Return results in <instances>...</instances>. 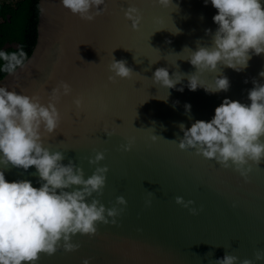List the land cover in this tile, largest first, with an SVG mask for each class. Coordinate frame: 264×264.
<instances>
[{
  "label": "water",
  "instance_id": "1",
  "mask_svg": "<svg viewBox=\"0 0 264 264\" xmlns=\"http://www.w3.org/2000/svg\"><path fill=\"white\" fill-rule=\"evenodd\" d=\"M130 7L138 8L136 29L123 10L110 16V6L101 15L105 0L90 21L72 14L60 0H39L33 50L23 67L0 79V85L30 96L55 85L42 93L43 104L61 82L70 86L55 102L63 119L61 133L43 138L42 132V146L63 153L62 163L71 160L85 178L106 166L104 187L93 197L119 213L114 224L97 222L91 236H72L75 250L65 251L61 241L53 254H38L35 264H82L86 258L90 264H215L226 253L237 257L236 264L244 259L264 264V258H255L257 252L264 257V159L249 162L245 180L231 166L177 146L183 135L179 125L211 119L224 97L249 103L253 79L264 83L259 76L264 54L251 56L239 72L218 65L214 72L196 73L205 86H212L217 75L226 76V92L190 91L187 77L195 68L186 59L190 49L211 45L216 9L203 0H171L167 7L155 0H123L124 15ZM113 58L131 68L129 78L109 79ZM158 67L167 68L170 77H182L175 88L153 83ZM82 93L84 117L72 121L66 114ZM124 145H130L127 151ZM96 152L104 158L90 164ZM4 173L8 181L29 180L39 187L34 166H9ZM118 196L125 205L116 203ZM177 196L192 204H177Z\"/></svg>",
  "mask_w": 264,
  "mask_h": 264
},
{
  "label": "clouds",
  "instance_id": "2",
  "mask_svg": "<svg viewBox=\"0 0 264 264\" xmlns=\"http://www.w3.org/2000/svg\"><path fill=\"white\" fill-rule=\"evenodd\" d=\"M155 2L167 7L171 0ZM60 3L72 14L90 21L93 10L95 14L102 11L99 6L104 0H60ZM203 3L216 9L212 20L217 27L214 32L205 30L206 34L211 32L210 46L190 49L186 60L195 72L188 75L187 88L190 91L203 88L209 94L226 92L230 86L226 76L217 75L212 86H205L196 73L214 72L218 65L239 72L247 67L251 56L264 54V0H203ZM125 16L136 29L140 20L137 9L130 7ZM26 60L27 53L22 47L13 52L0 50L3 62L0 72L13 74ZM109 71L112 73L109 79H127L133 73L125 61L114 58ZM259 76L264 77V71ZM151 79L161 87L172 89L182 77L174 74L170 77L167 68L158 67ZM252 84L247 92L249 103L224 97L214 108L211 119L195 120L187 128L181 123L183 135L178 148H192L224 168L231 166L246 180L251 170L249 162L258 164L264 159L261 139L264 137V83L253 79ZM61 89L63 94L70 92V86L61 82L58 89H53L49 102L43 104L35 96L0 85V264H35L38 254H53L61 241L65 251H73L78 245L71 242L72 236L95 234L97 222L116 223L118 209L115 206L106 209L93 197V193L98 196L104 187L106 166L96 167L85 178L82 169L71 160L62 163L63 153L50 152L42 146V132L52 133L59 124L55 102ZM177 90L183 91V87ZM75 103L79 105V99ZM184 107L189 111L191 106L186 103ZM129 146L124 145V150ZM103 158L102 152H96L89 163L95 164ZM9 166L23 170L34 166L39 187H33L29 180H6L4 170ZM175 202L184 207L192 204L180 196L175 197ZM116 203L125 205L126 201L118 196ZM189 210L195 212V209ZM255 258L264 257L257 252ZM236 261L237 257L226 253L215 264H236ZM82 264H90L89 259H83ZM240 264L253 262L244 259Z\"/></svg>",
  "mask_w": 264,
  "mask_h": 264
},
{
  "label": "trees",
  "instance_id": "3",
  "mask_svg": "<svg viewBox=\"0 0 264 264\" xmlns=\"http://www.w3.org/2000/svg\"><path fill=\"white\" fill-rule=\"evenodd\" d=\"M38 1L0 0V50L22 47L27 57L31 54L37 38ZM5 74L0 72V79Z\"/></svg>",
  "mask_w": 264,
  "mask_h": 264
},
{
  "label": "snow or ice",
  "instance_id": "4",
  "mask_svg": "<svg viewBox=\"0 0 264 264\" xmlns=\"http://www.w3.org/2000/svg\"><path fill=\"white\" fill-rule=\"evenodd\" d=\"M110 6H111V14H110V16H113L116 11L123 10V16L126 19V16L124 15V9H123V0H105L104 13H102L101 15L108 14L109 13V7ZM134 8L137 9V12H138V8L137 7H134ZM131 24H132V21H131ZM52 87H55V85H53V84L45 85L42 89H37L34 92L33 96H35L41 102L42 93L44 95H46L47 92H48V90H49V88H52ZM79 101H80L79 105L76 104V107L75 108H73L72 106H70L69 107V110H68V112L66 114L67 115V118L68 119H71L72 121H76L77 118L83 119V117H84V99H83V93L81 94V99H79ZM57 111L59 113H61V109L60 108H57ZM62 115H63V113H62ZM62 125H63V119L60 120L57 128L52 133H45L44 136H43V138H50L52 136H55L58 132L61 133ZM96 231H97V229H96Z\"/></svg>",
  "mask_w": 264,
  "mask_h": 264
}]
</instances>
